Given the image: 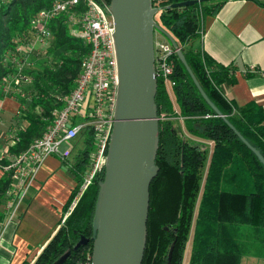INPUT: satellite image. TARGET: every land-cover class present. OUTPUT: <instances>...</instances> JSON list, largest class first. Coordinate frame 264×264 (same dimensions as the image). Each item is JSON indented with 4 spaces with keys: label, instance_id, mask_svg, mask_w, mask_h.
<instances>
[{
    "label": "trees",
    "instance_id": "trees-1",
    "mask_svg": "<svg viewBox=\"0 0 264 264\" xmlns=\"http://www.w3.org/2000/svg\"><path fill=\"white\" fill-rule=\"evenodd\" d=\"M53 1L0 0V80L18 73L11 56L17 45L31 36L32 15ZM173 1L161 0L167 7L159 9L155 18L173 34L210 98L264 155L263 104L254 99L237 104L227 98L220 83L235 78L232 67L217 63L197 44L205 14L213 12L221 0L171 6ZM78 6L85 8L82 1ZM67 17L62 12L49 20L52 36L46 51L53 56L39 65H24L20 81L12 85L10 92L20 101L16 116L26 123L18 126L14 141L0 157V165L10 163L44 132L53 119L52 109L63 105L62 95L76 84L90 44L72 31ZM174 57L171 77L175 83L168 87L164 78L157 76L160 140L156 162L160 170L150 186L148 238L142 264H184L192 226L187 264H240L249 251L264 256V162L204 98L177 52ZM186 131L200 139L189 137ZM74 139L82 141V146L74 150L72 161L64 159L75 179L63 205L65 211L89 163L94 129L87 125ZM201 139L212 141L211 148ZM104 173L105 168L82 191L30 264H51L68 248L71 253L61 264L90 261L98 181ZM14 182L12 167L0 175V226L6 217L2 205L7 204L8 189ZM81 233L90 236L89 241L73 248Z\"/></svg>",
    "mask_w": 264,
    "mask_h": 264
},
{
    "label": "water",
    "instance_id": "water-1",
    "mask_svg": "<svg viewBox=\"0 0 264 264\" xmlns=\"http://www.w3.org/2000/svg\"><path fill=\"white\" fill-rule=\"evenodd\" d=\"M101 1L114 21L117 92L105 173L98 181L89 264H142L148 238L150 186L160 170L156 162L160 115L156 101L155 30H161L174 45L178 46V42L155 18L157 7L152 0ZM195 1L198 0H175L171 6ZM177 53L204 98L264 162L260 149L210 98L181 47ZM89 239L90 236L81 233L73 248ZM70 253L68 248L51 264H61Z\"/></svg>",
    "mask_w": 264,
    "mask_h": 264
},
{
    "label": "crops",
    "instance_id": "crops-1",
    "mask_svg": "<svg viewBox=\"0 0 264 264\" xmlns=\"http://www.w3.org/2000/svg\"><path fill=\"white\" fill-rule=\"evenodd\" d=\"M203 20V34L197 44L217 63L230 65L235 77L220 83L223 94L237 104L254 99L264 106V3L221 0ZM29 43L28 40L22 44L25 52L32 51L27 48ZM29 61L31 66L36 65L34 60ZM10 91L0 95V157L7 152L18 129L12 123L18 117L20 101ZM25 123L26 120L21 125ZM69 140L70 145L62 149L63 142L68 141L64 140L60 150L71 149L77 142L74 138ZM73 153L71 149L67 156L46 155L23 198L15 204L13 214L7 204L2 205L6 217L0 226V264H21L24 260L30 264L59 227L66 213L63 205L75 184L64 161H72ZM3 171L0 168V175ZM253 264H258L255 257Z\"/></svg>",
    "mask_w": 264,
    "mask_h": 264
},
{
    "label": "built area",
    "instance_id": "built-area-1",
    "mask_svg": "<svg viewBox=\"0 0 264 264\" xmlns=\"http://www.w3.org/2000/svg\"><path fill=\"white\" fill-rule=\"evenodd\" d=\"M80 1L84 2L85 8H79ZM152 3L157 7V11L167 7L161 0H152ZM62 12L67 13L72 31L83 37L90 44V49L81 60V70L76 84L62 95L63 105L52 109L53 119L44 132L35 137L10 163L0 165L2 170L13 168L15 182L8 189L10 198L7 201L11 214L15 210V204L23 198L45 156L50 153H61L63 156L70 154L69 147L60 150L61 143L74 138L87 125L94 129V146L79 188L65 216L75 205L82 191L105 168L117 92L114 21L101 0H54L32 15L30 20L32 32L30 39L26 41L38 42L51 37L49 20ZM200 34H203V27L200 28ZM178 47L180 45H174L168 37L154 35L156 74L164 78L168 87L175 83L171 74L175 66L174 53ZM11 59L19 71L16 75L6 76L0 80V95L10 91L13 83L20 81L21 69L30 62L22 44L17 45ZM86 94H88L86 106L82 109Z\"/></svg>",
    "mask_w": 264,
    "mask_h": 264
},
{
    "label": "rangeland",
    "instance_id": "rangeland-1",
    "mask_svg": "<svg viewBox=\"0 0 264 264\" xmlns=\"http://www.w3.org/2000/svg\"><path fill=\"white\" fill-rule=\"evenodd\" d=\"M155 35L156 36H159V37H167L161 30L159 29H156V32H155ZM30 39V38H29ZM21 41V40H20ZM26 40H23V42H20L19 44H24ZM27 42V41H26ZM50 43V40L49 38H46L42 41H38V42H33V40L30 41V43L27 45V48H29L30 50H32L30 53H28V60H34L35 64L36 65H39V64H42L46 59L49 60V58H51V56H53L52 54H49L45 49L47 48L48 44ZM48 43V44H47ZM23 46V45H22ZM22 50V49H21ZM24 50V49H23ZM16 51V49L14 50ZM55 57V56H54ZM30 65V64H29ZM25 84H28V82H25ZM87 98H88V94H86V97L83 101V105L82 107L85 106L86 104V101H87ZM178 121L180 124H182V126L184 127V129L186 130V127H185V124L183 122V119L182 117H179L178 118ZM25 120L22 119L21 117H17L16 119L13 120V127L14 128H17L19 125H21L22 123H24ZM187 132V131H186ZM189 137L191 138H197V139H200L198 138L197 136L187 132ZM201 141H205L206 143H208V146L211 148V146L213 145L212 141H207L205 139H201ZM70 140L66 141V142H63V144L61 145V148L63 149L65 146H68L70 145ZM82 146V141H78V142H75L72 144L71 146V149L73 150H77L79 149V147ZM209 156L208 155V159L207 161L209 160ZM208 163V162H207ZM207 165V164H206ZM197 207V205H196ZM192 229L190 230V233H189V238H188V244H187V248H186V251H185V258H184V261L185 263L184 264H187V261H188V256L190 254V250H191V242H192V233H193V226L191 227ZM254 257L256 259V261L258 262V264H264V257H260V256H257L256 253H254L253 251H249V252H246L243 254V257H242V261L240 264H253V260H254ZM260 258V259H259ZM252 259V260H251ZM79 264H82V263H79ZM83 264H87L86 262L83 263Z\"/></svg>",
    "mask_w": 264,
    "mask_h": 264
}]
</instances>
